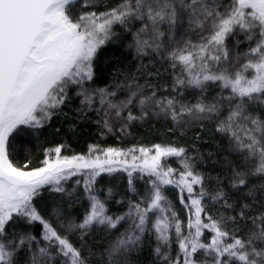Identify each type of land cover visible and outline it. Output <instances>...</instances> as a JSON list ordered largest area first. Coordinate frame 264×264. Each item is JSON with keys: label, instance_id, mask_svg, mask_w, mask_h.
<instances>
[{"label": "snow or ice", "instance_id": "6c2138e0", "mask_svg": "<svg viewBox=\"0 0 264 264\" xmlns=\"http://www.w3.org/2000/svg\"><path fill=\"white\" fill-rule=\"evenodd\" d=\"M93 7L95 0H0V264H86L81 248L40 214L33 199L45 186L64 193L62 181L85 174L90 208L82 222L66 226L68 231L79 230L83 241L93 226L114 229L125 219L107 215L105 204L92 188L102 173L120 170L127 172L130 190L135 191L134 172L149 178L146 183L150 189L141 202L130 203L126 215L134 217L133 230L106 250V264H129L128 256L141 242L150 214L155 217L151 229L161 245L169 244L170 231L175 230L181 255L172 264H264V213L252 220V227L243 237L226 230L223 218L205 212L204 177L193 171L189 160L182 161L179 171L162 163L165 157H184L182 147L156 144L123 151L90 146L88 156L61 157L62 148L57 146L51 150L54 158L46 152L42 166L31 170H26L27 162L19 166L9 158L10 148L18 145L23 152L28 143L20 134L21 127H42L70 99L68 92L75 86L79 89L77 95L83 97V106H91L97 94L100 104L107 105L103 122L109 131L108 117L113 113L121 118L127 111L124 118L133 121L143 119L147 107L155 105L179 122L185 116H218L226 100L228 113L219 120L216 130L227 135L233 149L243 154L245 165L253 162L248 171L234 170L231 186L245 187L249 176L264 179V0H120L107 11H83ZM117 25L132 34L137 56L150 52L166 55L172 68H180L174 90L192 88L203 94L210 84L218 83L222 92L228 90L229 94L211 104L203 99L195 104L180 103L175 98L161 100L156 99L155 91L143 95L145 86L136 85L135 77L126 86L116 85L117 91L128 89L127 98L119 103L109 99L117 91H90L85 84L94 78L93 61L99 49L116 35ZM189 32L196 33L195 41L184 38ZM137 104L139 117L132 112ZM172 184L181 193L186 191L190 199L193 211L186 225L187 235L161 189L162 185ZM197 185L201 190L194 197ZM226 195L218 190L212 199L219 201ZM246 196L253 197V191L250 189ZM249 208L248 203L241 202L239 212L229 219L244 220ZM53 211L57 217L62 215L58 207ZM14 217L29 225L39 222L46 245L37 242L33 249L36 237L28 231L9 238L7 228ZM204 230L213 234L207 243L201 240ZM25 246L29 249L27 259L17 260ZM155 251L161 254L159 246ZM163 258L168 260L166 254Z\"/></svg>", "mask_w": 264, "mask_h": 264}, {"label": "trees", "instance_id": "16d2710c", "mask_svg": "<svg viewBox=\"0 0 264 264\" xmlns=\"http://www.w3.org/2000/svg\"><path fill=\"white\" fill-rule=\"evenodd\" d=\"M119 3L120 0H95V7L83 9V11H107ZM114 31L116 35L99 49L93 61L94 78L85 84L90 91L105 88L110 92L117 91L116 85L126 86L135 77L136 85L145 86L143 95H151L155 91L156 99L161 100L175 98L180 103L195 104L203 99L204 103L211 104L229 94L228 90L222 92L218 83L210 84L203 94L200 90L192 88L177 87L174 90V79L181 71L179 67L172 68L166 55L161 57L150 52L147 56H137L132 34L124 31L119 25L115 26ZM184 38H191L195 41L197 35L189 32ZM175 39L179 40L180 37L177 36ZM78 91L79 89L75 86L71 88L68 92L70 99L56 109L52 118L39 129L21 127L20 134L28 143L23 152L19 150L18 145L10 148L9 158L14 164L23 166L27 162L28 169L26 170L42 166V161L46 158L45 153L48 152L50 157L54 158L55 154L51 150L57 146L62 148L61 157L88 156L90 146H96L98 150L115 148L123 151L139 147L152 148L156 144L182 147L185 149L184 157H165L162 163L166 167L179 171L182 170V161L189 160L193 165V171L204 177L202 187L207 195L202 203L205 212L213 218H223L226 230L243 237L252 227V220L256 219L260 213H264V207H261V202L264 201V189L261 188L264 179L249 176L246 177L249 182L245 187L233 188L231 186L234 170L248 171L253 162L250 161L245 165L243 154L233 149L227 135L216 130L219 120L227 116L226 100L223 101L218 116L213 114L209 118L206 115L202 119L185 116L179 122L174 121L170 114L161 111L155 105L147 107L148 114L143 119L133 121H127L124 118L127 116V111L122 113L121 118L115 117L113 113L108 117L111 127L109 131L103 122L107 105L100 104V97L97 94L93 97L91 106H83L81 104L83 97L77 95ZM127 95L128 89L124 87L123 91H117V95L109 99L113 103H119L126 99ZM132 112L137 117L141 115L138 104L132 106ZM10 143H14L12 138H10ZM95 154L99 155L100 151ZM226 161H230L231 164ZM177 178L178 176L173 177V179ZM85 179V174H79L62 181L65 188L64 193H55L50 190L51 186H45L41 189L40 195L34 197L32 203L61 235H67L75 247L81 248L86 264H106V250L122 235L133 230L134 217H128L126 214L129 212L130 203L141 202L150 189V185L146 183L149 178L142 173L134 172L135 191H132L129 188V177L125 171L105 172L98 176L92 185L93 194L105 204L107 215L114 219L124 216L125 219L119 221L114 229L95 225L81 241L80 231H68L66 226L69 222H82L90 208L89 194L84 189ZM77 180L80 184L76 183ZM194 188L193 196L195 197L199 195L201 186L197 185ZM161 189L176 213L177 219L182 222L183 233L187 235L186 225L193 211L188 193L186 191L181 193L180 188L175 184L162 185ZM250 189L254 193L253 197L246 196ZM218 190L224 191L227 195L225 199L214 201L212 197ZM182 195L184 203H181ZM241 202L250 205L247 216L244 220L233 222L229 218L239 212ZM227 205H232V207ZM57 207L62 211L60 217H57L53 211ZM154 219L155 217L150 214V220L145 226L146 230L141 242L128 256L129 264H172L181 255L174 228L170 231V241L167 246L157 241L151 229ZM24 231L31 232L36 237L33 249L37 242L39 246L46 245L47 242L42 240V226L39 222L29 225L14 217L7 228V236L12 238ZM212 235L208 230H204L201 240L207 243ZM256 243L260 246L259 241ZM158 246L161 248L160 255H157L155 251ZM28 252L29 249L26 246L23 247L17 260L27 259ZM165 254L168 256L167 261L163 258Z\"/></svg>", "mask_w": 264, "mask_h": 264}]
</instances>
